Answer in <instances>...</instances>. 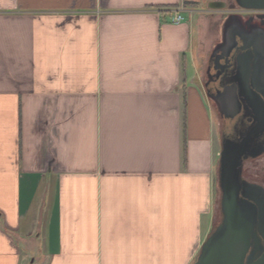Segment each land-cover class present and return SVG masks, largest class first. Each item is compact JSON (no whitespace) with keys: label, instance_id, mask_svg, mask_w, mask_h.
Listing matches in <instances>:
<instances>
[{"label":"crops","instance_id":"1","mask_svg":"<svg viewBox=\"0 0 264 264\" xmlns=\"http://www.w3.org/2000/svg\"><path fill=\"white\" fill-rule=\"evenodd\" d=\"M213 1L0 0V264L194 262L218 218Z\"/></svg>","mask_w":264,"mask_h":264},{"label":"flooded vegetation","instance_id":"2","mask_svg":"<svg viewBox=\"0 0 264 264\" xmlns=\"http://www.w3.org/2000/svg\"><path fill=\"white\" fill-rule=\"evenodd\" d=\"M249 14L258 20L253 30L256 33L250 34L254 39L239 31L234 36L232 32L230 46L219 51L212 61L214 72L209 74L208 90L229 122L227 141L244 143L243 154L253 159L264 156V44L257 42L264 39V10H249ZM244 186L242 191L246 190ZM247 186L246 192L251 194ZM259 191L258 198L264 202V188Z\"/></svg>","mask_w":264,"mask_h":264},{"label":"water","instance_id":"3","mask_svg":"<svg viewBox=\"0 0 264 264\" xmlns=\"http://www.w3.org/2000/svg\"><path fill=\"white\" fill-rule=\"evenodd\" d=\"M245 10H264V0H235ZM210 9H222L226 3L213 1L208 4ZM219 153V187L222 193V220L215 231L204 241L200 255L193 264H264V250L254 258L248 254L251 246L256 245L255 228L264 237V226H255L252 218L254 213L249 208L245 197H251L239 182L241 160L244 143L222 142ZM248 191V190H247ZM241 196V198H240ZM251 252V251H250Z\"/></svg>","mask_w":264,"mask_h":264},{"label":"rangeland","instance_id":"4","mask_svg":"<svg viewBox=\"0 0 264 264\" xmlns=\"http://www.w3.org/2000/svg\"><path fill=\"white\" fill-rule=\"evenodd\" d=\"M226 2V7L223 9V14L221 15L222 18H220V21L218 22L219 25V32L220 36L218 37V42L214 46V51L210 52L209 55L206 58V63L203 69L201 70V76L204 81L208 84L209 81V74L211 72H214V69L212 68V61L214 60L215 55L219 52L222 51L223 49H227L233 37L237 35V33H243L244 35H247L248 39H254V36H251L250 34H255L256 32L253 31L257 26H258V20L253 19V15L249 14V10H245L240 8L235 0H224ZM185 18H189L188 14L184 15ZM191 16V26H192V31L194 33V47L196 50V33H197V23L199 20V14L193 13L190 15ZM251 16V17H250ZM252 18V19H251ZM239 31V32H238ZM250 36V37H249ZM236 39V38H235ZM238 40V38H237ZM258 45L264 44V39H257ZM238 43H241L239 40ZM195 51V61H191L190 63H193L195 66V70L199 71V66H200V61L197 58ZM209 57V58H208ZM212 98L211 102L213 101V105L217 109V117H218V149L222 150V145L223 141H227V136L230 135L228 133H231L230 130L227 129V125L229 124L228 121L225 120V118L222 116V114L219 111V107L217 104V101L215 98L210 95ZM220 160V156H219ZM239 182L242 184V187L244 186L246 189H248L249 185L251 187V194L249 198L244 199V201L247 202V205L249 206L250 209L254 212L252 214V218L255 222V226L259 225V223L264 226V202L258 198V194L260 193V189L264 188V156L262 157H257L254 156L253 159H247V157H243L241 160V165H240V171L238 175ZM250 192V191H249ZM221 197L222 193L219 187V179H218V210H217V224L213 227L211 234L215 231V229L218 227V225L221 223L222 220V211H221ZM241 198V196H240ZM210 234V235H211ZM255 237L258 240V248L256 252L254 253V258L258 257L262 251L264 250V237H262L261 233L257 230V227L255 228ZM258 236V238H257ZM204 243V242H203ZM203 244L201 245L200 251L198 256L200 255L201 249H202ZM35 247H33L30 251H26V254L30 256V259L34 257V255H30V252H34ZM252 249V246L248 252L250 253ZM197 256V258H198ZM197 258L194 260L196 262ZM193 262V263H194ZM192 263V264H193ZM26 264H31V261L27 260Z\"/></svg>","mask_w":264,"mask_h":264},{"label":"built area","instance_id":"5","mask_svg":"<svg viewBox=\"0 0 264 264\" xmlns=\"http://www.w3.org/2000/svg\"><path fill=\"white\" fill-rule=\"evenodd\" d=\"M182 19V16L181 15H176L173 19L174 22H179L180 20Z\"/></svg>","mask_w":264,"mask_h":264},{"label":"bare ground","instance_id":"6","mask_svg":"<svg viewBox=\"0 0 264 264\" xmlns=\"http://www.w3.org/2000/svg\"><path fill=\"white\" fill-rule=\"evenodd\" d=\"M257 238H258V236H257ZM257 243H258V240H257ZM255 252H256V245H253V248L251 249L250 254L253 255Z\"/></svg>","mask_w":264,"mask_h":264}]
</instances>
